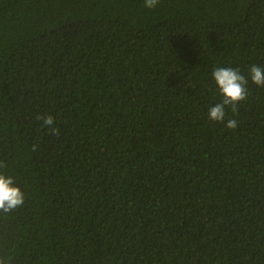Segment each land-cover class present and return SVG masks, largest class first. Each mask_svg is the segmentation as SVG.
Masks as SVG:
<instances>
[{
	"label": "trees",
	"instance_id": "trees-1",
	"mask_svg": "<svg viewBox=\"0 0 264 264\" xmlns=\"http://www.w3.org/2000/svg\"><path fill=\"white\" fill-rule=\"evenodd\" d=\"M251 65L264 0H0V172L25 194L0 258L264 264V86L208 118L214 67Z\"/></svg>",
	"mask_w": 264,
	"mask_h": 264
},
{
	"label": "clouds",
	"instance_id": "clouds-1",
	"mask_svg": "<svg viewBox=\"0 0 264 264\" xmlns=\"http://www.w3.org/2000/svg\"><path fill=\"white\" fill-rule=\"evenodd\" d=\"M160 0H144V7L153 9L159 4ZM212 79L218 89L219 95L222 97L219 103L210 107L208 110V118L213 122L225 121V109L230 107L233 113L237 112V104L247 99L249 81L258 87L264 86V67L251 65L248 69V77L241 74L239 68L232 67H214L211 73ZM37 120L42 121V126H46L50 134L58 135L59 130L54 127V117L51 115L42 116L37 114ZM237 120L229 119L225 123L228 129H236ZM38 145L33 144L32 150L35 151ZM4 164H0V168H4ZM25 194L15 179L0 172V212L10 213L24 204ZM0 264H10V257L0 258Z\"/></svg>",
	"mask_w": 264,
	"mask_h": 264
}]
</instances>
